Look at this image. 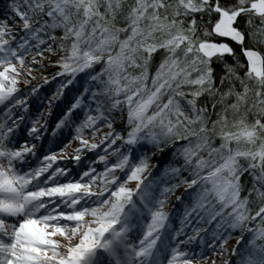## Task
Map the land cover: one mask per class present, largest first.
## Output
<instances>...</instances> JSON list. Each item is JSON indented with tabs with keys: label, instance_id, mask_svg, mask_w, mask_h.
I'll list each match as a JSON object with an SVG mask.
<instances>
[{
	"label": "snow or ice",
	"instance_id": "6c2138e0",
	"mask_svg": "<svg viewBox=\"0 0 264 264\" xmlns=\"http://www.w3.org/2000/svg\"><path fill=\"white\" fill-rule=\"evenodd\" d=\"M0 264H264V0H0Z\"/></svg>",
	"mask_w": 264,
	"mask_h": 264
},
{
	"label": "rangeland",
	"instance_id": "374dc122",
	"mask_svg": "<svg viewBox=\"0 0 264 264\" xmlns=\"http://www.w3.org/2000/svg\"><path fill=\"white\" fill-rule=\"evenodd\" d=\"M29 59H31L30 57H29ZM35 67H39L38 65L37 66H35ZM56 71H58V69H56V68H53V67H46L42 72H34L33 73V75H36V77H37V80H34V81H32V84L33 83H38L39 82V84H41L42 85V87H40V92H39V99H37V97H35V96H33V97H30L29 98V105H30V112H35V110H36V108L37 107H39L40 106V104H41V100L44 102V100H45V96L43 95V93H42V91H48V89L49 88H51V91H52V93H51V95L50 96H52V95H54L55 94V91H56V88H57V85H58V83L60 82V80H63L64 78H58L57 80H52V74L54 73V72H56ZM45 74H48V75H46L47 77H48V79H49V81H50V83H48V84H43V79H42V77L45 75ZM78 80H79V78H78ZM82 81L81 82H79V83H74L73 85H71L68 89H65V91H67V93H66V96H67V98L68 99H71V97H72V95L75 93V92H77V90H80V91H82ZM20 87H21V89L22 90H25V89H27V88H30L31 87V85H23V84H21L20 85ZM74 88V89H73ZM73 89V90H72ZM62 104H63V102L62 101H60ZM54 108V110H55V108L56 107H53ZM62 107L61 106H59L58 105V109H61ZM40 110L41 111H43L41 108H40ZM53 110V111H54ZM57 112H59V111H57ZM56 112V113H57ZM82 118V117H81ZM49 123H50V125H51V118H50V120H49ZM104 131H107V129H104ZM98 135H100V134H98ZM65 136H67V133H65ZM110 160H112V159H114V158H109ZM35 163H36V161L35 160H33L32 161V164L33 165H35ZM177 209L175 208V210L174 211H176ZM180 211H182V209H179ZM235 243V241H230L229 242V245L231 246V245H233Z\"/></svg>",
	"mask_w": 264,
	"mask_h": 264
},
{
	"label": "bare ground",
	"instance_id": "6f19581e",
	"mask_svg": "<svg viewBox=\"0 0 264 264\" xmlns=\"http://www.w3.org/2000/svg\"><path fill=\"white\" fill-rule=\"evenodd\" d=\"M34 84H37L36 82L35 83H33V85ZM32 86V85H31ZM74 89V88H73ZM72 89V90H73ZM42 93H43V95L45 96V100H44V102H43V104H40V106H39V108H41L42 110H44L45 109V107L47 106V104H48V100L46 99V97H50V95H51V93H52V91H51V88H49L48 89V91H42ZM68 96V95H67ZM54 103V105H59V106H61V107H63V104L60 102V101H54L53 102ZM54 107H56L55 108V110H54V108H53V115H52V117H51V124L57 119V117L59 116V114H60V111H61V109H58V106H54ZM57 111H59V112H57ZM57 112V113H56ZM70 138V137H69ZM78 146V142H73L72 143V145H71V147L72 148H75V147H77ZM92 154L91 153H89L88 154V156H91ZM85 159H87V157H85ZM97 167H99V168H101L102 169V165H98ZM175 210V207H173V206H170L169 207V211L170 212H172V211H174Z\"/></svg>",
	"mask_w": 264,
	"mask_h": 264
},
{
	"label": "trees",
	"instance_id": "16d2710c",
	"mask_svg": "<svg viewBox=\"0 0 264 264\" xmlns=\"http://www.w3.org/2000/svg\"><path fill=\"white\" fill-rule=\"evenodd\" d=\"M45 75H48V74H45Z\"/></svg>",
	"mask_w": 264,
	"mask_h": 264
}]
</instances>
